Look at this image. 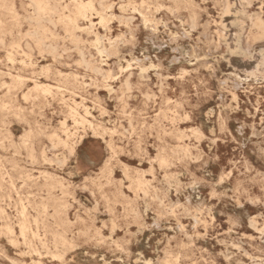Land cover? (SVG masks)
Masks as SVG:
<instances>
[{
  "label": "rangeland",
  "instance_id": "rangeland-1",
  "mask_svg": "<svg viewBox=\"0 0 264 264\" xmlns=\"http://www.w3.org/2000/svg\"><path fill=\"white\" fill-rule=\"evenodd\" d=\"M36 1L0 0V264H264V0Z\"/></svg>",
  "mask_w": 264,
  "mask_h": 264
},
{
  "label": "bare ground",
  "instance_id": "bare-ground-1",
  "mask_svg": "<svg viewBox=\"0 0 264 264\" xmlns=\"http://www.w3.org/2000/svg\"><path fill=\"white\" fill-rule=\"evenodd\" d=\"M36 3H37V6H38V9H39V11L40 12H42V13H44V14H46L47 12H49V11H51V7L49 6V4L48 3H46L44 0H37L36 1ZM85 8V5L81 2V3H79V9H80V11L81 10H83ZM220 37V39H221V36H219ZM218 37V38H219ZM67 80V79H66ZM72 80V79H71ZM74 80V79H73ZM75 81V80H74ZM73 81V82H74ZM5 82V81H4ZM76 85V84H75ZM87 85V84H86ZM80 86V85H79ZM79 86H77V87H79ZM104 113V112H103ZM125 115V114H124ZM158 115V114H157ZM181 121V120H180ZM97 128V127H96ZM195 128V127H194ZM261 129V128H260ZM98 130V129H97ZM141 131V130H140ZM200 131V130H199ZM264 135V134H263ZM65 140V139H64ZM74 142V141H73ZM72 142V143H73ZM161 143V142H160ZM187 148V147H186ZM182 150V149H181ZM180 151V150H179ZM21 156V155H20ZM26 159V158H25ZM76 162V161H75ZM246 165H248L247 163H245ZM166 165V164H165ZM204 165V164H203ZM249 166V165H248ZM25 168V167H24ZM230 172H231V170H230ZM229 172V174H231ZM53 174V173H52ZM50 175H51V173H50ZM31 176V175H30ZM40 176V175H39ZM44 176V175H43ZM47 175H45V177H46ZM49 176V175H48ZM42 177V176H41ZM44 177V178H45ZM47 178V177H46ZM263 178V177H262ZM52 179V178H51ZM253 179V178H252ZM36 180V179H35ZM46 180V179H45ZM105 180V179H104ZM46 182H47V180H46ZM100 183V182H99ZM107 183V182H106ZM37 184V183H36ZM245 184V183H244ZM117 185H119V184H117ZM189 185V184H188ZM107 186V185H106ZM114 187V186H113ZM176 187V186H175ZM55 188V187H54ZM58 188V187H57ZM169 188V187H168ZM55 190V189H54ZM121 191V190H120ZM61 192V191H60ZM69 192V191H68ZM73 193V192H72ZM145 193V192H144ZM51 195V194H50ZM54 195V194H53ZM53 195H51V196H53ZM123 197V196H122ZM150 197V196H149ZM53 198V197H52ZM151 198V197H150ZM150 198H149V200H150ZM55 200V199H54ZM137 203V202H136ZM135 205V204H134ZM83 210V209H82ZM78 214V213H77ZM212 214V213H211ZM68 215V214H67ZM197 216V215H196ZM63 219V218H62ZM40 220V219H39ZM58 220V219H57ZM66 220V219H65ZM41 222V221H40ZM49 222V221H48ZM52 223V222H51ZM50 225V224H49ZM54 225V224H53ZM53 227V226H52ZM48 228V227H47ZM101 228V227H100ZM54 229V228H53ZM79 229V228H78ZM24 230V229H23ZM52 231V230H51ZM51 231L49 232V233H51ZM55 232V231H54ZM52 233H53V231H52ZM65 233V232H64ZM110 234V233H109ZM24 239V238H23ZM22 239V240H23ZM90 243V242H89ZM185 247H186V245H185ZM188 247V246H187ZM70 248H72V247H70ZM75 248V247H74ZM77 248V247H76ZM2 250V249H1ZM27 251V250H26ZM166 251H168V250H166ZM245 251V250H244ZM15 253V252H14ZM19 254V253H18ZM25 255V254H24ZM30 255V254H29ZM19 256V255H18ZM27 256V255H26ZM39 256V255H38ZM64 256V255H63ZM62 256V257H63ZM251 257V256H250ZM174 259V258H173ZM193 259V258H192ZM30 261H32V260H30ZM204 261V260H203ZM21 262V261H20ZM193 262V261H192ZM197 262V261H196ZM194 264V263H193ZM206 264V263H205Z\"/></svg>",
  "mask_w": 264,
  "mask_h": 264
}]
</instances>
